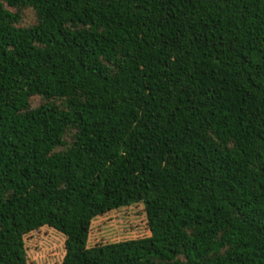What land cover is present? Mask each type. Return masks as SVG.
<instances>
[{"label": "trees", "instance_id": "16d2710c", "mask_svg": "<svg viewBox=\"0 0 264 264\" xmlns=\"http://www.w3.org/2000/svg\"><path fill=\"white\" fill-rule=\"evenodd\" d=\"M45 225L60 264H264V0H0V264Z\"/></svg>", "mask_w": 264, "mask_h": 264}, {"label": "rangeland", "instance_id": "374dc122", "mask_svg": "<svg viewBox=\"0 0 264 264\" xmlns=\"http://www.w3.org/2000/svg\"><path fill=\"white\" fill-rule=\"evenodd\" d=\"M32 11L27 10L24 22H31ZM34 99L33 104H37ZM150 234L143 202L131 203L95 216L87 236V246L119 242ZM27 264H60L64 253L65 237L52 227L42 226L23 237Z\"/></svg>", "mask_w": 264, "mask_h": 264}]
</instances>
